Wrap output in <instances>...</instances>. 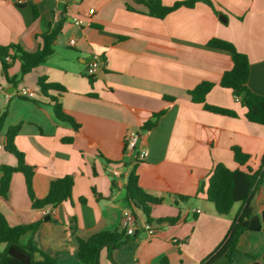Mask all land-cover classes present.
<instances>
[{"label": "crops", "instance_id": "1", "mask_svg": "<svg viewBox=\"0 0 264 264\" xmlns=\"http://www.w3.org/2000/svg\"><path fill=\"white\" fill-rule=\"evenodd\" d=\"M162 1L172 6L184 0ZM211 1L227 22L203 2L157 19L134 0H0V46L17 44L34 53L42 45L41 36L65 19L45 63L15 86L0 72V111H7L0 144L10 128L19 126L14 143L35 168V196L46 197L55 179H74L71 202L50 208L49 216L32 207L24 175L12 176L7 197L0 195V213L10 226L42 221L35 233L20 238L21 244L33 239L55 264H81L77 237L87 240L121 228L123 211L129 207L125 185L133 168L143 191L162 202L152 206L150 223L134 208L135 232L113 250L116 264H205L222 243L244 204L236 203L228 215H219L199 190L207 188L219 164L231 170H259L264 126L249 122L246 108L219 85L232 67L230 54L207 43L226 40L245 54L250 62L248 87L264 96V0ZM95 57L100 68L91 80L86 71ZM19 73L16 62L9 77ZM40 78L62 85L66 92L43 94ZM202 82L215 84L206 96L208 105L233 110L238 117L193 103L189 92ZM21 89L34 97H21ZM54 98L78 130L57 118ZM155 121L154 127L143 130ZM129 132H136L139 146L148 150L146 160L137 159V150L127 149ZM234 147L250 156L245 166L235 161ZM1 165H17L4 146ZM250 205L253 216L264 217V183L251 195ZM176 217L174 225L157 223ZM3 249L0 245V252ZM255 261L264 264V219L260 231L248 229L241 235L234 256V264ZM226 263L220 258L212 264ZM34 264L52 263L37 255ZM99 264H113L107 248L101 250Z\"/></svg>", "mask_w": 264, "mask_h": 264}, {"label": "trees", "instance_id": "2", "mask_svg": "<svg viewBox=\"0 0 264 264\" xmlns=\"http://www.w3.org/2000/svg\"><path fill=\"white\" fill-rule=\"evenodd\" d=\"M138 4H143L147 8V15L157 19H164L175 10L185 7L193 8L196 3L203 2L207 4L218 16L220 12L211 0H184L175 3L172 6H166L162 0H134ZM129 10L133 8L128 6ZM64 18L51 27L41 36L42 45L40 49L34 53L24 51L19 45L11 44L8 46H0V72L6 77L7 82L16 85L25 75L33 71L35 68L45 63L54 53L55 42L62 30ZM207 46L213 49L223 50L230 54L232 67L223 73L219 85L222 88L231 90L233 96L238 98L241 104L246 108L245 118L252 123L264 126V96L252 92L248 87V79L250 73V62L248 57L239 52L233 43L222 39H211ZM20 63V73L16 77H9V70L14 63ZM91 80L93 77H89ZM38 86L43 94H47L50 90H56L60 94L66 92V88L56 83H50L46 78L38 80ZM215 86L211 82H202L189 92L193 103L202 104L204 109L220 114L223 116L238 117L233 110L208 105L206 96ZM55 114L61 121L70 123L75 129H79V125L68 116L57 98L53 99ZM7 111H0V131L3 129ZM157 122H148L143 126V130H150ZM19 132V126L10 128L4 140L5 149L15 156L17 159L16 166L1 165L0 172V195L7 197L12 176L15 173H22L25 177L27 192L32 202V207L36 210H44L46 208L54 209L64 202H71L72 191L74 187V179L65 176L53 180L50 183L49 192L46 197L39 199L33 191V177L35 168L26 163L24 154L19 151L14 143L15 137ZM70 141V140H69ZM234 159L241 167L245 166L250 156L244 153L239 147L233 149ZM264 183V156L262 165L259 170L252 171L247 169L231 170L223 164L216 166L210 174L207 182V188L201 186L199 192L205 195L206 199L213 203L217 214L228 215L236 203L244 204L241 213L235 218L231 227L215 251L208 256L205 264H212L220 258L227 260L226 264H234V256L238 252V242L241 235L248 230L249 222L253 217V209L250 205V198L255 189ZM126 201L134 213V208H139L147 217L148 223L151 222L149 214L152 206L159 205L162 199L153 197L143 191L139 186V176L136 169L130 172L125 185ZM183 201L189 200V197H179ZM81 203H85L84 198L80 199ZM50 216V214H49ZM179 221V217L157 220L158 224L174 225ZM42 221L20 226H10L3 214L0 213V245H4V249L0 252V264H34L37 255L44 260L55 264L56 260L45 254L33 239L28 244L23 245L20 238L28 232L35 233L41 226ZM73 232L76 228L73 227ZM128 235L121 228L113 231H103L92 235L87 240L77 237L78 241V258L81 264H99V255L103 248L108 250V259L113 263L112 252L114 249L125 244Z\"/></svg>", "mask_w": 264, "mask_h": 264}, {"label": "built area", "instance_id": "3", "mask_svg": "<svg viewBox=\"0 0 264 264\" xmlns=\"http://www.w3.org/2000/svg\"><path fill=\"white\" fill-rule=\"evenodd\" d=\"M71 45L75 44V41H70ZM100 68V63L98 61V59L95 57L93 58L88 66H87V76L89 77H94V75L97 73V71ZM19 95L21 97H26V98H33L34 97V93L29 91L28 89H21L19 92ZM237 100H239L238 98H236ZM126 141V146L127 149L130 151H135L137 150V159L140 161H144L148 158L149 153L148 150L145 148H142L139 146V136L136 132H129L125 138ZM3 148V145L0 144V149ZM115 176L119 175L118 172H114L113 173ZM263 212H264V205H263ZM43 213L45 215H49L50 214V208H46L43 210ZM135 227H136V219H135V215L132 211V209L130 207H127L124 209L123 214H122V218H121V229L124 230L127 235H132L135 232ZM195 264H200V263H195Z\"/></svg>", "mask_w": 264, "mask_h": 264}, {"label": "water", "instance_id": "4", "mask_svg": "<svg viewBox=\"0 0 264 264\" xmlns=\"http://www.w3.org/2000/svg\"><path fill=\"white\" fill-rule=\"evenodd\" d=\"M219 19L223 22H227V19L225 17V15L223 13H221L219 15ZM264 217L259 216V215H255L251 218L250 222H249V226L248 229L252 230V231H260L262 228V222H263ZM46 221L50 220V217L47 216L45 217ZM252 264H261L260 261H255Z\"/></svg>", "mask_w": 264, "mask_h": 264}]
</instances>
